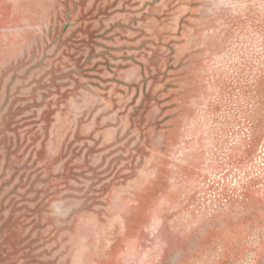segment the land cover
Instances as JSON below:
<instances>
[{"label":"rangeland","instance_id":"rangeland-1","mask_svg":"<svg viewBox=\"0 0 264 264\" xmlns=\"http://www.w3.org/2000/svg\"><path fill=\"white\" fill-rule=\"evenodd\" d=\"M0 264H264V0H0Z\"/></svg>","mask_w":264,"mask_h":264}]
</instances>
